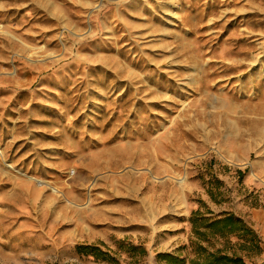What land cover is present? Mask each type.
Here are the masks:
<instances>
[{
    "label": "rangeland",
    "instance_id": "1",
    "mask_svg": "<svg viewBox=\"0 0 264 264\" xmlns=\"http://www.w3.org/2000/svg\"><path fill=\"white\" fill-rule=\"evenodd\" d=\"M263 178L264 0H0V264H264Z\"/></svg>",
    "mask_w": 264,
    "mask_h": 264
},
{
    "label": "trees",
    "instance_id": "2",
    "mask_svg": "<svg viewBox=\"0 0 264 264\" xmlns=\"http://www.w3.org/2000/svg\"><path fill=\"white\" fill-rule=\"evenodd\" d=\"M197 220L205 230L216 231L217 233L223 235L238 233L241 231L244 234L246 232L242 221L239 218L234 217L233 215H226L221 218L209 219L204 218L202 215H199L198 211H195L194 213H192V223L195 233L199 236H202L204 232L199 230L200 228L196 226L197 224H195V222ZM78 248L87 249L88 253H92L95 256L100 254V250L92 246H79ZM199 249L202 250V256H200V260H189V264H244L239 256L227 255L221 253L220 251L205 253V248L201 246H199ZM161 257L166 260L168 264H184V259H181L177 256L162 254Z\"/></svg>",
    "mask_w": 264,
    "mask_h": 264
},
{
    "label": "crops",
    "instance_id": "3",
    "mask_svg": "<svg viewBox=\"0 0 264 264\" xmlns=\"http://www.w3.org/2000/svg\"><path fill=\"white\" fill-rule=\"evenodd\" d=\"M262 183L264 184V178H263V180H262Z\"/></svg>",
    "mask_w": 264,
    "mask_h": 264
}]
</instances>
